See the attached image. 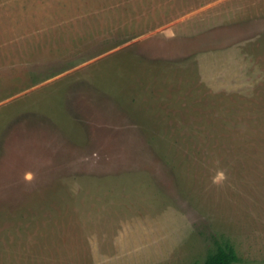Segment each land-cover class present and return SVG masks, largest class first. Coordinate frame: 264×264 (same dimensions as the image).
<instances>
[{"label":"rangeland","instance_id":"374dc122","mask_svg":"<svg viewBox=\"0 0 264 264\" xmlns=\"http://www.w3.org/2000/svg\"><path fill=\"white\" fill-rule=\"evenodd\" d=\"M224 241L264 264V0H0V264Z\"/></svg>","mask_w":264,"mask_h":264},{"label":"trees","instance_id":"16d2710c","mask_svg":"<svg viewBox=\"0 0 264 264\" xmlns=\"http://www.w3.org/2000/svg\"><path fill=\"white\" fill-rule=\"evenodd\" d=\"M239 258L235 249L227 241L218 244L210 252L203 264H239Z\"/></svg>","mask_w":264,"mask_h":264},{"label":"clouds","instance_id":"9594fccd","mask_svg":"<svg viewBox=\"0 0 264 264\" xmlns=\"http://www.w3.org/2000/svg\"><path fill=\"white\" fill-rule=\"evenodd\" d=\"M32 177V173L28 172V173H25V179L28 180V179H31Z\"/></svg>","mask_w":264,"mask_h":264}]
</instances>
